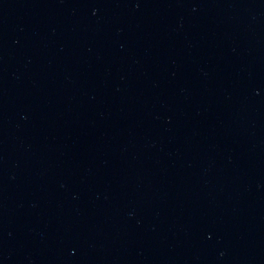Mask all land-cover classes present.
Masks as SVG:
<instances>
[{
  "label": "water",
  "instance_id": "obj_1",
  "mask_svg": "<svg viewBox=\"0 0 264 264\" xmlns=\"http://www.w3.org/2000/svg\"><path fill=\"white\" fill-rule=\"evenodd\" d=\"M0 16L94 29L189 30L264 22V0H0Z\"/></svg>",
  "mask_w": 264,
  "mask_h": 264
}]
</instances>
